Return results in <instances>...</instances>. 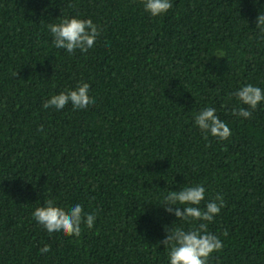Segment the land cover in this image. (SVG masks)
Listing matches in <instances>:
<instances>
[{"label":"trees","instance_id":"trees-1","mask_svg":"<svg viewBox=\"0 0 264 264\" xmlns=\"http://www.w3.org/2000/svg\"><path fill=\"white\" fill-rule=\"evenodd\" d=\"M261 7L173 0L153 18L140 0H0V264H167L165 227L189 226L157 202L196 184L201 208L217 193L225 201L208 224L223 241L208 264H264V104L232 114L235 89L264 88ZM75 15L100 34L69 56L47 24ZM80 83L86 111L42 108ZM206 106L227 139L194 125ZM49 199L94 212L93 229L50 236L31 215Z\"/></svg>","mask_w":264,"mask_h":264},{"label":"clouds","instance_id":"clouds-1","mask_svg":"<svg viewBox=\"0 0 264 264\" xmlns=\"http://www.w3.org/2000/svg\"><path fill=\"white\" fill-rule=\"evenodd\" d=\"M143 11L150 17H162L173 7V0H140ZM255 3V0H254ZM257 34L264 38V7L255 17ZM52 45L62 49L69 56L76 51L86 53L94 47L100 34L98 25L91 18H81L79 15L64 16L55 23L47 24ZM222 56V55H221ZM220 57V56H219ZM232 95L237 102L232 109L236 117L248 119L258 105L264 104V88L253 84H243L235 89ZM93 101L89 96L87 83H80L74 88L65 89L50 95L42 104L43 109L57 111L71 105L75 111H86ZM194 125L206 139L208 136L219 141L231 135L228 125L219 118L214 107L206 106L194 114ZM42 131V127L37 129ZM206 189L202 184L188 185L178 190H167L162 201L157 202L164 212L173 215L176 220L187 224L182 226L165 227V236L160 241L167 249V264H208V258L213 252L223 248V241L208 230V224L220 214L225 206L224 198L217 193L201 208L205 200ZM36 224L50 236L58 234L65 237L79 238L82 226L93 229L97 216L94 212H85L80 203L72 206H59L54 199L37 206L31 213ZM47 244L39 249L40 254L49 253Z\"/></svg>","mask_w":264,"mask_h":264}]
</instances>
